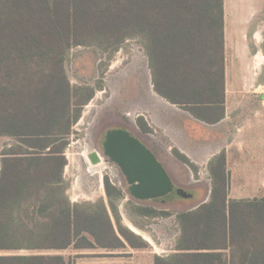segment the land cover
<instances>
[{
  "label": "trees",
  "instance_id": "1",
  "mask_svg": "<svg viewBox=\"0 0 264 264\" xmlns=\"http://www.w3.org/2000/svg\"><path fill=\"white\" fill-rule=\"evenodd\" d=\"M224 26V0H0V138L17 141L0 167V252H30L0 255V264H73L79 255L62 254L69 248L149 247L121 222L127 188L105 177L107 203L66 196L67 139L94 90L72 86L64 62L75 47L111 54L138 38L154 92L214 125L225 117ZM137 124L153 132L142 117ZM207 173V199L177 215L174 251L153 264H264V196L229 199L224 150ZM130 205L141 218L170 216Z\"/></svg>",
  "mask_w": 264,
  "mask_h": 264
},
{
  "label": "rangeland",
  "instance_id": "2",
  "mask_svg": "<svg viewBox=\"0 0 264 264\" xmlns=\"http://www.w3.org/2000/svg\"><path fill=\"white\" fill-rule=\"evenodd\" d=\"M64 70L72 86H89L94 90L91 100L82 107L80 118L73 124L67 139L64 151L66 165L62 173L65 193L72 204L94 203L100 199L107 203L104 192L105 177L122 191L126 192V188L122 185L120 172L112 163L102 159L98 165H87V154L91 150H96L97 135L104 134L110 127L121 126L136 134L151 150L161 152L166 157L173 155L169 149L170 142L161 131L148 134L138 129L137 120L142 117L146 121L141 116L143 109L139 106L142 100L140 93L145 85L151 84V72L144 46L140 39L133 38L124 42L119 50L111 54L104 53L95 46L75 47L68 51ZM243 82H246L245 87L247 88L249 83L254 84L256 80L248 78ZM225 87L229 91L226 100L228 108L232 103L247 106L244 108L240 127L244 128V126L253 124L254 122H250V119L246 117V112L254 107V97L243 91V94L233 95V99H230V94L240 90L241 86L237 88L234 80L227 79ZM148 121H146L147 124ZM226 122L225 129L230 133V120ZM248 138L246 135L237 137L231 134L224 138L226 148L224 151H228L225 153L229 199L248 198L251 200L264 195V186L261 187L264 180V159L250 158L249 151L241 152L239 155L232 151L233 148H237V144L244 147L250 145L247 143ZM238 139L239 143H237ZM15 144L17 141L14 138H0V167L3 151ZM182 168V172L186 171L185 175L175 176V178L178 185H184V192L187 195L194 194L191 199L182 198L174 191L167 199L140 204L125 193L124 198L120 203L118 202L122 224L148 243L147 251L152 256H166L174 251L179 235L177 215L195 208L209 195L211 182L206 168L197 167L196 174L190 170L191 173L188 166ZM196 187H198L197 191ZM131 202L154 209L159 214L168 212L170 216L141 218L132 211ZM72 252V248H69L62 254L72 256L69 255ZM27 253L30 252L2 251L0 255Z\"/></svg>",
  "mask_w": 264,
  "mask_h": 264
},
{
  "label": "crops",
  "instance_id": "3",
  "mask_svg": "<svg viewBox=\"0 0 264 264\" xmlns=\"http://www.w3.org/2000/svg\"><path fill=\"white\" fill-rule=\"evenodd\" d=\"M224 23L225 80H234L237 88L241 86L240 90L230 94V99H233V95L243 94V91L254 97V107L246 112V117L250 122L253 121V124L240 127L243 111L247 106L232 103L228 108L226 100L229 91L226 87L225 117L214 125L201 122L187 111L165 101L154 92L152 82L145 85L140 93L142 100L139 106L143 109L141 116L146 121L149 120L148 126L155 132L161 131L167 137L170 150L176 149L196 167H205L206 170L209 161L226 149L224 138L228 134L249 137L247 143L250 145L244 147L237 144V148L232 149L236 155L249 151L250 158L264 159V0H224ZM228 23L230 26H227ZM248 78L256 80V83H249L246 88V82L243 80ZM228 120L231 123L230 133L225 129ZM141 143L162 165L175 188L185 189L184 185H178L175 176L185 175L186 171L182 172V167L186 165L173 155L166 157L161 152L151 150L144 142ZM263 186L264 180L261 184V187ZM195 190L197 191L198 187ZM135 228L139 227L135 226ZM139 230L143 231V229ZM147 250V248L132 249L125 244L118 250H73L69 255H79L74 258L73 264H153V256Z\"/></svg>",
  "mask_w": 264,
  "mask_h": 264
},
{
  "label": "water",
  "instance_id": "4",
  "mask_svg": "<svg viewBox=\"0 0 264 264\" xmlns=\"http://www.w3.org/2000/svg\"><path fill=\"white\" fill-rule=\"evenodd\" d=\"M104 156L120 169L128 187L127 193L133 200L143 202L162 199L173 191L182 198L192 196L187 195L182 188H175L150 150L128 132H109L104 145ZM87 160L88 166L98 165L101 163V156L97 151L91 150L87 154Z\"/></svg>",
  "mask_w": 264,
  "mask_h": 264
},
{
  "label": "flooded vegetation",
  "instance_id": "5",
  "mask_svg": "<svg viewBox=\"0 0 264 264\" xmlns=\"http://www.w3.org/2000/svg\"><path fill=\"white\" fill-rule=\"evenodd\" d=\"M138 129H139V128H138ZM112 131H125V132H128L130 136H132L133 138H135V139H137L138 141L141 142V139H140L136 134H134V133L131 132L130 130H128V129H126V128H123V127H121V126L110 127L108 130L105 131L104 134H101L100 136L97 135V137L95 138V148H96L95 151H97V152L100 154V156H101V161H102V159H103V160H105V161H107V162H109V163H112V162L110 161L109 158H107L106 156H104V145H105L106 137H107L108 133H109V132H112ZM112 164H113V163H112ZM113 165H115V164H113ZM115 167H116V168L118 169V171L120 172V169L118 168V166L115 165ZM120 174H121V172H120ZM121 176H122V174H121ZM122 180H123L122 185H123L125 188H128V187L126 186V184H125V180H124L123 177H122ZM173 192H174V191H173ZM173 192H172V193H173ZM172 193H171V194H172ZM171 194H169V195H171ZM169 195H167L166 197H164V198H162V199L151 200V201H148V202L161 201V200L167 199V197H168ZM191 195H193V194H191ZM190 199H191V198H190ZM143 202H144V201H143ZM146 202H147V201H146Z\"/></svg>",
  "mask_w": 264,
  "mask_h": 264
},
{
  "label": "bare ground",
  "instance_id": "6",
  "mask_svg": "<svg viewBox=\"0 0 264 264\" xmlns=\"http://www.w3.org/2000/svg\"><path fill=\"white\" fill-rule=\"evenodd\" d=\"M132 231V230H131ZM133 233H135V232H133Z\"/></svg>",
  "mask_w": 264,
  "mask_h": 264
}]
</instances>
